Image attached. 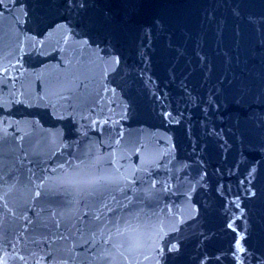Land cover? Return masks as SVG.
<instances>
[{"label":"water","instance_id":"water-1","mask_svg":"<svg viewBox=\"0 0 264 264\" xmlns=\"http://www.w3.org/2000/svg\"><path fill=\"white\" fill-rule=\"evenodd\" d=\"M0 264H264V0H0Z\"/></svg>","mask_w":264,"mask_h":264}]
</instances>
